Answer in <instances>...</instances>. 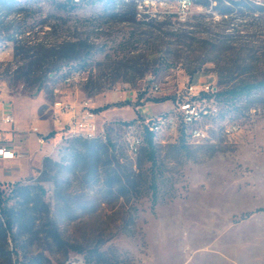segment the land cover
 <instances>
[{"label":"rangeland","instance_id":"1","mask_svg":"<svg viewBox=\"0 0 264 264\" xmlns=\"http://www.w3.org/2000/svg\"><path fill=\"white\" fill-rule=\"evenodd\" d=\"M153 1L166 4L137 7ZM193 1L181 22L178 0H0V132L13 138L7 112L54 123L57 100L109 105L97 166L83 159L84 137L63 133L44 145L53 162L18 181L34 194L11 200L25 220L0 264H264V86L219 100L201 142L182 135L177 105L192 83L264 82V0ZM232 1L245 8L221 14ZM160 116L153 166L128 138ZM95 249L104 258L88 263Z\"/></svg>","mask_w":264,"mask_h":264},{"label":"built area","instance_id":"2","mask_svg":"<svg viewBox=\"0 0 264 264\" xmlns=\"http://www.w3.org/2000/svg\"><path fill=\"white\" fill-rule=\"evenodd\" d=\"M138 9L145 11L148 7L163 6L166 3H147L137 2ZM195 6V1L177 2V13L179 20L185 22L191 9ZM74 77H69L67 81H71ZM158 87H156V90ZM219 89L216 85L206 83H192L180 90L179 97L177 99L178 111L181 115L182 129L185 132V136L197 142L207 140L210 135L208 127L203 124L204 119L208 118V113H215V116L219 114V99L217 93ZM54 110L57 114V120L60 124H63L60 117L64 119L65 125L61 126V131L66 136H73V131H86V138L89 136H97V138H105V128L99 121V115L95 111V108L88 102L84 101L80 104L67 103L65 101L57 100L54 103ZM5 124H10L15 128V118L13 114H5L2 118ZM145 126L150 131L154 132V128H161L164 124V118L160 117H148L145 119ZM37 133L38 143L43 145L47 142L46 136L41 134L38 127L31 129ZM237 127L235 125H228L226 132L229 134H235ZM129 151L131 154L136 155L139 153L141 147L144 144V136L142 134H130L129 138ZM18 156V151L15 148L2 144L0 145V158L1 159H13Z\"/></svg>","mask_w":264,"mask_h":264},{"label":"trees","instance_id":"3","mask_svg":"<svg viewBox=\"0 0 264 264\" xmlns=\"http://www.w3.org/2000/svg\"><path fill=\"white\" fill-rule=\"evenodd\" d=\"M219 2H222L219 0ZM198 4L208 5V0H198ZM236 7H243L242 1H232L231 5H225L223 9L220 10L221 14L229 15L232 14ZM249 8V7H248ZM262 8V7H259ZM264 86V82L257 83H240L238 85H234L230 88H227L223 91H219L217 93V97L219 100L225 99L229 101L231 104H234L238 99L242 97H246L252 94V92ZM124 104H129V102H125ZM109 108V105L101 108L95 109L98 113L99 111L106 110ZM56 132L53 130L48 135H46V139H50L54 137ZM144 136V144L145 150L148 154L150 161L153 163V166L157 165V145L155 142V133L150 131L147 127H144L143 131ZM182 135L185 136V132L182 129ZM84 139V138H83ZM85 144L87 145V149L83 155V159L85 163L88 165L97 166L98 160L101 157L102 150L108 149L107 141L103 138L96 139H84ZM52 159L49 156H46L43 159L44 167H48L52 163ZM155 187V186H154ZM34 194L30 187H22L19 182L13 183V188L9 195H5L3 192H0V252H2L3 256L8 257L9 259L15 255L18 251V238L15 232L17 224L21 222L23 219L25 220V210L21 208L16 202L11 203V200H15L19 198L20 195L26 197L29 200V196ZM38 197H41V193H36ZM156 196V192H154ZM29 202V201H27ZM264 210V209H262ZM9 241L12 242V249L8 248ZM104 251H100L99 249L91 250L90 253L87 254V262L91 263L93 261H102L104 258Z\"/></svg>","mask_w":264,"mask_h":264},{"label":"crops","instance_id":"4","mask_svg":"<svg viewBox=\"0 0 264 264\" xmlns=\"http://www.w3.org/2000/svg\"><path fill=\"white\" fill-rule=\"evenodd\" d=\"M16 105L17 109L22 106L19 103ZM0 106L2 110L7 111V105L0 102ZM8 113L10 112L5 114ZM24 113L25 115H23ZM24 113L19 112V110L18 114L11 112L16 122L15 128L12 130V139H9L7 134H3V129L0 132V136L2 134L7 136L8 142L3 144L9 145L18 151V156L13 159L0 158V182L14 183L22 180V178L30 174L34 167H39L43 159L49 154L50 149L44 146L47 142L43 145L38 143V134L31 130L33 127H38L41 134L45 136L51 131L57 130V132L55 131V136L47 139V141L56 139L60 134H63V132H60L61 127H58V120H54V123H51L47 119L37 117L34 113H29L27 108L24 110ZM4 115H2V118ZM35 142L38 144L37 146H35Z\"/></svg>","mask_w":264,"mask_h":264},{"label":"bare ground","instance_id":"5","mask_svg":"<svg viewBox=\"0 0 264 264\" xmlns=\"http://www.w3.org/2000/svg\"><path fill=\"white\" fill-rule=\"evenodd\" d=\"M187 1H193V0H178V2H187ZM153 3H155V1H153ZM159 129L161 128H154V131L159 130ZM73 134L86 138V131H73ZM96 138L97 136H89V139H96Z\"/></svg>","mask_w":264,"mask_h":264}]
</instances>
